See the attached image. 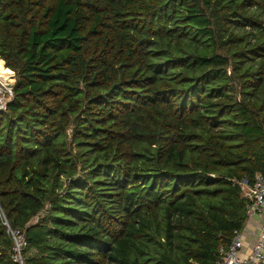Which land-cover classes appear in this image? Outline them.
I'll return each instance as SVG.
<instances>
[{
  "label": "trees",
  "instance_id": "trees-1",
  "mask_svg": "<svg viewBox=\"0 0 264 264\" xmlns=\"http://www.w3.org/2000/svg\"><path fill=\"white\" fill-rule=\"evenodd\" d=\"M0 59V210L27 264H215L244 229L264 0H0Z\"/></svg>",
  "mask_w": 264,
  "mask_h": 264
},
{
  "label": "built area",
  "instance_id": "built-area-1",
  "mask_svg": "<svg viewBox=\"0 0 264 264\" xmlns=\"http://www.w3.org/2000/svg\"><path fill=\"white\" fill-rule=\"evenodd\" d=\"M14 83L15 73L10 78L0 76V112L7 111L8 104L14 97ZM243 192L250 202L247 208L246 224L252 217L258 216L261 219L257 239L252 246L247 247L244 240L245 227L242 231L235 232L230 245L219 249L215 264H264V176L257 175L252 186L244 183ZM0 218L12 240V260L16 264H27L24 256L27 248L25 233L12 228L1 210Z\"/></svg>",
  "mask_w": 264,
  "mask_h": 264
},
{
  "label": "crops",
  "instance_id": "crops-1",
  "mask_svg": "<svg viewBox=\"0 0 264 264\" xmlns=\"http://www.w3.org/2000/svg\"><path fill=\"white\" fill-rule=\"evenodd\" d=\"M3 64L4 61H2ZM261 224V219L258 216L252 217L250 222L245 226L244 240L247 247H250L254 244L259 233V227Z\"/></svg>",
  "mask_w": 264,
  "mask_h": 264
},
{
  "label": "bare ground",
  "instance_id": "bare-ground-1",
  "mask_svg": "<svg viewBox=\"0 0 264 264\" xmlns=\"http://www.w3.org/2000/svg\"><path fill=\"white\" fill-rule=\"evenodd\" d=\"M4 66V65H3ZM5 67V66H4ZM0 69L3 70L4 72H6L3 67L1 66V61H0ZM0 70V76H3V77H6V78H10V77H13V74L14 73H9V72H6L4 73L3 71ZM8 70V69H7ZM10 71V70H9Z\"/></svg>",
  "mask_w": 264,
  "mask_h": 264
},
{
  "label": "rangeland",
  "instance_id": "rangeland-1",
  "mask_svg": "<svg viewBox=\"0 0 264 264\" xmlns=\"http://www.w3.org/2000/svg\"><path fill=\"white\" fill-rule=\"evenodd\" d=\"M0 61H2L1 59H0ZM3 63V62H2ZM6 73V72H5Z\"/></svg>",
  "mask_w": 264,
  "mask_h": 264
}]
</instances>
